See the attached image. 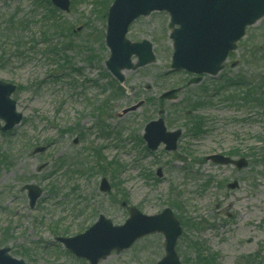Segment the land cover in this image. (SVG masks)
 I'll return each mask as SVG.
<instances>
[{"label":"rangeland","instance_id":"obj_1","mask_svg":"<svg viewBox=\"0 0 264 264\" xmlns=\"http://www.w3.org/2000/svg\"><path fill=\"white\" fill-rule=\"evenodd\" d=\"M106 1L70 0L68 12L55 8L51 19L70 31L49 36L57 43L52 57L36 20L45 12L44 0H0V80L16 85L11 97L23 116L12 129L0 131V248L27 264H88L54 237L84 231L99 214L122 224L128 207L120 203L126 201L146 215L172 208L183 223L176 245L181 264H195L190 240L205 242L216 264H264V164L259 161L264 102L224 100L226 91L239 88L244 94L254 88L264 101V17L247 27L216 76L204 75L203 86L223 87L226 96L221 92L197 110L206 123L204 133L192 136L179 104L189 93L198 94L199 85L187 86L192 75L171 69L168 14L153 11L129 26L127 38L150 40L155 60L123 70L119 84L105 66L112 0ZM117 85L124 94L110 97ZM177 86L183 88L177 100L158 101ZM139 100H145L142 107L118 116ZM159 108L168 130L182 129L174 151L163 145L149 151L142 140L145 123ZM231 151L245 156L248 167L236 170L204 160ZM99 162H109L107 171H99ZM102 177L112 186L109 193L98 190ZM233 180L239 186L231 190L227 184ZM24 184L42 190L33 208ZM163 255V235L154 233L99 264H155Z\"/></svg>","mask_w":264,"mask_h":264},{"label":"water","instance_id":"obj_2","mask_svg":"<svg viewBox=\"0 0 264 264\" xmlns=\"http://www.w3.org/2000/svg\"><path fill=\"white\" fill-rule=\"evenodd\" d=\"M52 4L63 11L69 10V0H51ZM165 10L170 15L169 27L173 28L170 38L173 40L172 69H184L194 74L216 75L222 68L229 51L234 50L236 42L244 35L245 27L264 16V0H113L108 9L105 43L109 48V57L105 65L119 81H123L122 70H135L154 61L152 45L148 40L131 42L125 35L128 26L140 15L151 11ZM176 26V27H174ZM137 57L136 63L131 60ZM202 76L193 78L189 83H198ZM178 89L163 92L160 97L176 99ZM15 85L0 80V130L5 132L17 125L22 114L16 111V102L11 98ZM143 101L122 110L118 116L139 108ZM163 110H159L161 114ZM181 135L180 129L167 131L162 117L149 121L144 126L143 139L149 150H155L161 143L165 150L177 147ZM37 148L35 151H42ZM217 165H232L240 170L247 167L245 157L233 159L222 154L205 157ZM157 174L161 175L160 169ZM227 187L235 189V180ZM29 206L34 207L41 195L38 186L26 184ZM106 178L99 183L101 192L110 191ZM125 205V202H122ZM182 232L179 221L173 211L165 207L161 212L146 215L135 206L128 209V218L121 225L100 214L97 220L84 232L70 237H55L76 257L84 258L89 264H98L115 250L119 253L129 248L137 239L151 234L162 233L165 254L155 264H180L175 251L177 238ZM0 264H27L9 254L7 247L0 248Z\"/></svg>","mask_w":264,"mask_h":264},{"label":"trees","instance_id":"obj_3","mask_svg":"<svg viewBox=\"0 0 264 264\" xmlns=\"http://www.w3.org/2000/svg\"><path fill=\"white\" fill-rule=\"evenodd\" d=\"M105 3L107 1L105 0ZM110 3V1H109ZM45 4V12L43 15L40 16V18L36 19L38 23H41V29H40V35L43 37L46 49L48 50L47 53L53 57L55 53H58L56 51L57 43L50 41L48 38L51 34L55 33L57 36L63 32H69L70 28H65V25L59 26L60 24L55 20L54 18L51 19V15H53L55 12L58 11L51 6V3L49 0H44ZM15 19V16H11L9 18V22L13 24ZM50 21V23H49ZM58 23V24H57ZM64 24V23H61ZM61 28V31H58L57 29ZM67 30V31H65ZM20 37V36H19ZM22 39V38H20ZM62 45V44H61ZM235 84V82H234ZM217 87V86H216ZM225 88H212L210 91L208 90V87L205 86H199L198 87V94H191L189 93L179 104L180 110L182 111L183 117H184V125L188 128V131L192 136H199L202 133H204L205 128V118L200 115L197 110L206 107L207 105H210V101L213 97H217V95L224 90ZM240 89L238 88V91ZM237 90H234L231 94L226 91L227 96L224 95L222 92V96L225 97V101L230 103H235L236 101H242L246 102L247 98L251 97L250 101L251 103H254L255 105H262L264 102L263 99H261L260 95H255V89L246 88L244 91V94L242 92H238ZM124 94L123 89H121L119 86H117V89H113L110 93V97H119L120 95ZM162 102V101H159ZM264 106V103H263ZM179 112V111H177ZM262 154L259 155L260 162L264 164V150L262 149ZM96 154L98 155V150H96ZM227 154L231 155H238L237 152L231 151ZM240 155V154H239ZM106 166H103L101 162L98 164L99 171L105 169L107 171V166H109V162L105 164ZM109 171V170H108ZM124 197V196H123ZM175 203V202H174ZM169 205H174L173 203H170ZM76 204L73 205V210H76ZM82 211L80 210L79 213ZM182 223V222H181ZM183 225V223H182ZM189 247L191 248V254H193V263L195 264H216L217 262V256L214 252L211 251V249L205 244V242H200L197 240H190Z\"/></svg>","mask_w":264,"mask_h":264},{"label":"bare ground","instance_id":"obj_4","mask_svg":"<svg viewBox=\"0 0 264 264\" xmlns=\"http://www.w3.org/2000/svg\"><path fill=\"white\" fill-rule=\"evenodd\" d=\"M250 239V237H247V240H249Z\"/></svg>","mask_w":264,"mask_h":264}]
</instances>
